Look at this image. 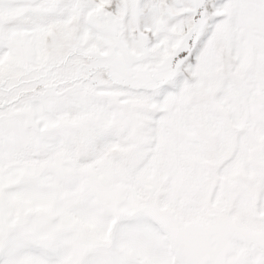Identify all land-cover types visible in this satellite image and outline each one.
Listing matches in <instances>:
<instances>
[{
  "label": "snow or ice",
  "instance_id": "6c2138e0",
  "mask_svg": "<svg viewBox=\"0 0 264 264\" xmlns=\"http://www.w3.org/2000/svg\"><path fill=\"white\" fill-rule=\"evenodd\" d=\"M0 264H264V0H0Z\"/></svg>",
  "mask_w": 264,
  "mask_h": 264
}]
</instances>
